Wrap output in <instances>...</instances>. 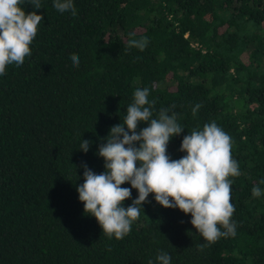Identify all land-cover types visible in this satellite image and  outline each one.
<instances>
[{"label":"trees","instance_id":"16d2710c","mask_svg":"<svg viewBox=\"0 0 264 264\" xmlns=\"http://www.w3.org/2000/svg\"><path fill=\"white\" fill-rule=\"evenodd\" d=\"M73 2L75 16L40 0L32 55L0 75V264H159L161 252L170 264H264V0ZM22 7L33 10L30 0ZM142 37L143 51L128 47ZM138 88L149 89L153 118L168 109L184 128L168 143L171 159L186 155L183 137L206 123L232 138L241 172L229 177L234 236L200 250L207 242L191 214L154 194L121 240L84 212L81 165L105 171L98 149ZM137 196L132 188L123 206Z\"/></svg>","mask_w":264,"mask_h":264},{"label":"clouds","instance_id":"9594fccd","mask_svg":"<svg viewBox=\"0 0 264 264\" xmlns=\"http://www.w3.org/2000/svg\"><path fill=\"white\" fill-rule=\"evenodd\" d=\"M23 2L0 0V75L5 74L7 66H20L32 55L30 45L44 20L36 11L41 8L40 0H30L33 5L30 12L22 7ZM53 6L61 13L77 14L73 0H54ZM147 43V37L130 39L128 47L143 51ZM70 58L73 66L78 67L79 56L72 54ZM148 97V88L136 89L123 122L112 126L107 142L100 145L98 155L104 158L105 171L96 174L87 164L81 165L84 182L77 191L84 212L96 218L108 238L121 240L139 219L141 206L148 202L149 194H154L161 206L191 214L190 223L207 242L199 246L200 250L221 237L234 236L235 207L231 202L229 177H238L241 172L232 157V138L215 121L206 123L202 130L194 129L183 137L180 151L186 155L171 159L168 143L184 128L175 115L168 114V109H161L158 118H153L154 102ZM199 108V104L192 108L193 115ZM140 122L148 124L137 132ZM89 147L90 141L82 140L80 149L87 152ZM125 182H130L132 187H121ZM132 188L138 190V196L124 207V201L131 198ZM261 194V188L254 185L253 197ZM156 259L159 264H170L171 256L161 252Z\"/></svg>","mask_w":264,"mask_h":264}]
</instances>
